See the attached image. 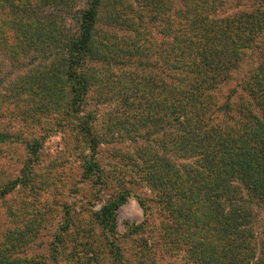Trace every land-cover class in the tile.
<instances>
[{
	"label": "rangeland",
	"instance_id": "rangeland-1",
	"mask_svg": "<svg viewBox=\"0 0 264 264\" xmlns=\"http://www.w3.org/2000/svg\"><path fill=\"white\" fill-rule=\"evenodd\" d=\"M261 1L230 0L227 7ZM91 6L0 0V130L8 134L0 143V264H198L187 244L197 250L200 242L181 237V228L198 231L196 223L171 215L144 180L171 159L156 102L164 98V63L180 46L181 0H102L92 51L78 70L84 79L74 85L72 47ZM254 21H264V12ZM258 62L250 50L221 85L220 99L240 90ZM80 120L94 127L96 150ZM162 176L181 201V179ZM113 202L109 223L103 208ZM253 213L264 231V205Z\"/></svg>",
	"mask_w": 264,
	"mask_h": 264
},
{
	"label": "trees",
	"instance_id": "trees-1",
	"mask_svg": "<svg viewBox=\"0 0 264 264\" xmlns=\"http://www.w3.org/2000/svg\"><path fill=\"white\" fill-rule=\"evenodd\" d=\"M101 1L92 0L81 16L82 31L68 66L74 85L84 79L78 70L92 51L91 31ZM229 2L181 0L180 46L171 49L164 63V98L156 102L164 113L167 151L173 162L167 160L162 172L146 173L144 180L153 190L157 187L155 193L171 215L179 213L181 221L198 225L194 224L198 231L181 228L182 240L200 242L197 250L186 243L187 252H195L193 263L264 264V231L255 228L253 213L254 206L264 205V21H254L264 12V1L249 7L236 4L232 9L227 7ZM250 50L260 62L254 64L255 73L249 80L245 73L240 90L220 99L221 85L234 78ZM83 85L87 89V82ZM82 120L81 132L96 150L99 137ZM6 136L0 130V143ZM166 172L181 179L177 192L181 201L175 202L178 198L172 189L165 190L168 178L162 175ZM119 198L124 199V194ZM117 206L113 202L103 208L109 223L115 222ZM140 227L134 226L133 232ZM197 253L205 254L200 258Z\"/></svg>",
	"mask_w": 264,
	"mask_h": 264
}]
</instances>
